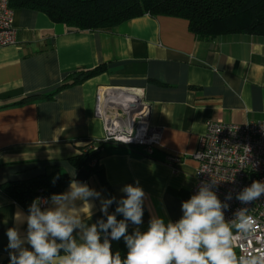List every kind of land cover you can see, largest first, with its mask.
<instances>
[{
    "label": "crops",
    "instance_id": "crops-1",
    "mask_svg": "<svg viewBox=\"0 0 264 264\" xmlns=\"http://www.w3.org/2000/svg\"><path fill=\"white\" fill-rule=\"evenodd\" d=\"M13 9L18 43L0 47V186L59 170L71 182L118 200L125 195L123 186L138 181L146 193L139 227L146 231L153 215L166 222L182 216L199 166L193 155L207 121L264 120V35L205 39L183 17L151 14L111 30H74L41 11ZM99 66L102 73L65 86L79 69ZM118 86L144 90L150 124L162 138L150 155L136 146L103 145L92 166L102 167L104 186L98 175L67 159L103 137L104 124L95 113L98 97ZM174 156L181 159L172 162ZM91 203L87 223L106 220L100 200ZM47 207L50 202L42 208ZM115 208L113 203L109 213ZM81 212L87 218V205ZM17 213L28 211L0 189V264H10L7 229L17 227L26 235L27 224L17 222ZM136 227L129 222L128 234ZM111 245L113 253L126 257L123 238Z\"/></svg>",
    "mask_w": 264,
    "mask_h": 264
},
{
    "label": "clouds",
    "instance_id": "clouds-1",
    "mask_svg": "<svg viewBox=\"0 0 264 264\" xmlns=\"http://www.w3.org/2000/svg\"><path fill=\"white\" fill-rule=\"evenodd\" d=\"M217 183L214 179L202 182L182 202L178 220L166 222L153 215L147 230L141 231L146 193L138 181L123 186L120 191L125 195L117 200L115 196L104 198L101 192L74 180L64 193L52 194L48 200L34 199L27 215L17 213V222H26L27 232L21 236L17 227L7 229L10 264H264V243L251 249L240 244L255 237V218L248 214L249 208L241 207L226 220L225 210L233 196L229 192L221 201L213 190ZM262 196L264 182L254 180L235 199L247 205ZM93 199L100 200L106 220L89 224ZM49 202L52 207H41ZM113 203L115 212L109 213ZM84 205L89 209L87 218L81 212ZM117 214L123 219L118 220ZM129 222L137 226L132 234H128ZM121 238L128 249L124 258L119 251L113 253L111 245ZM237 247H241L239 254Z\"/></svg>",
    "mask_w": 264,
    "mask_h": 264
},
{
    "label": "built area",
    "instance_id": "built-area-1",
    "mask_svg": "<svg viewBox=\"0 0 264 264\" xmlns=\"http://www.w3.org/2000/svg\"><path fill=\"white\" fill-rule=\"evenodd\" d=\"M19 31L14 24V9L10 0H0V47L16 45ZM96 116L102 119L104 135L99 140L88 141V147L99 150L98 144L140 147L145 155L160 145L162 133L150 124V107L140 87L118 86L103 90L95 108ZM193 157L199 161L192 195L202 182L217 180L213 188L221 201L232 193L225 210L226 220L234 212L249 208L248 214L257 222L255 237L249 243L241 241L247 248H260L264 243V196L251 204H241L235 199L236 193L250 186L254 180L264 182V120L245 123L207 121ZM178 162L180 156L171 158ZM39 198L48 200L46 195ZM46 206L42 204L41 207ZM237 253L241 247H237Z\"/></svg>",
    "mask_w": 264,
    "mask_h": 264
},
{
    "label": "trees",
    "instance_id": "trees-1",
    "mask_svg": "<svg viewBox=\"0 0 264 264\" xmlns=\"http://www.w3.org/2000/svg\"><path fill=\"white\" fill-rule=\"evenodd\" d=\"M10 5L41 11L53 22L74 30H111L129 19L151 14L183 17L191 31L205 39L231 33L264 35V0H10ZM103 71L100 66L81 68L65 86L80 83ZM103 145L98 144V149ZM97 155L98 150L88 147L67 160L75 168H88L106 186L102 167L97 163L92 166ZM55 171L4 183L0 189L28 211L37 197L50 198L69 185L71 178L67 173Z\"/></svg>",
    "mask_w": 264,
    "mask_h": 264
}]
</instances>
